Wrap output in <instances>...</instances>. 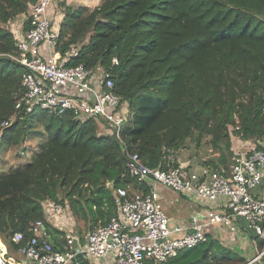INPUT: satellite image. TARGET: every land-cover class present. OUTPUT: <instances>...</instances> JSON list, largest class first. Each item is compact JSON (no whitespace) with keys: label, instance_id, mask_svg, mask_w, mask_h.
Segmentation results:
<instances>
[{"label":"trees","instance_id":"16d2710c","mask_svg":"<svg viewBox=\"0 0 264 264\" xmlns=\"http://www.w3.org/2000/svg\"><path fill=\"white\" fill-rule=\"evenodd\" d=\"M29 3L0 0V120L9 121L0 130V149L24 153L27 141L36 144L26 165L0 173V237L12 248V235L21 232L27 241L41 221L48 239L61 247L69 231L53 216L52 205L62 206L84 238L117 214L116 190L133 180L122 145L95 119L15 108L24 92V68L8 55L29 28ZM58 4L64 16L54 24L55 51L66 66L112 74L126 109L125 139L148 167L180 164L176 155L190 137L197 143L210 137L216 160L206 166L215 170L237 152L234 138L264 149V0ZM19 16L25 17L21 29H13ZM206 232V242L166 264L248 263L235 243L229 247L219 239L223 233L233 237L229 229ZM252 238L254 251L261 252L264 239Z\"/></svg>","mask_w":264,"mask_h":264},{"label":"built area","instance_id":"2783aa9c","mask_svg":"<svg viewBox=\"0 0 264 264\" xmlns=\"http://www.w3.org/2000/svg\"><path fill=\"white\" fill-rule=\"evenodd\" d=\"M53 1L30 0L29 28L18 34L16 53L8 55L24 68V92L15 108L95 119L122 145L133 182L116 190L118 214L92 229L85 239L70 233L58 247L44 233L43 222L37 221L29 240L21 232L10 237L12 248L0 237V264H72L78 254L90 264L108 257L114 258V264H166L181 250L206 242V231L213 226L264 239V149L237 151L220 170L208 166L193 170L183 164L167 170L148 167L125 139L126 109L114 91L112 74L83 65L66 66L67 60L55 51L58 32L49 14ZM8 124L0 120V130ZM159 186L200 203L190 223H173ZM52 214L63 225L62 206L52 205ZM262 256L264 250L258 259Z\"/></svg>","mask_w":264,"mask_h":264},{"label":"rangeland","instance_id":"374dc122","mask_svg":"<svg viewBox=\"0 0 264 264\" xmlns=\"http://www.w3.org/2000/svg\"><path fill=\"white\" fill-rule=\"evenodd\" d=\"M25 17L23 16H19L17 18H15V20H13L12 24L14 26H12L13 29H21V22L22 19H24ZM26 19V18H25ZM100 126H102V124H100ZM262 144H264V141H261ZM30 141H27L24 145V148L28 147L30 148V150H25L23 153L24 149H21L22 152L18 149V147H1L0 149V173L3 172L4 170H9L11 167H19V166H23L26 165L32 158L34 151H35V147L36 144L35 143H31L33 144V146H30ZM28 145V146H26ZM251 145L253 146L254 143H250V142H245L242 141L238 138H234L232 141V146L233 148H235V151H238L239 149H246V148H250ZM1 146V145H0ZM234 151V152H235ZM23 153V154H22ZM178 161L181 163H184L183 165H188L191 169L193 170H197L200 169L204 166H206V163H208V161H215L216 160V155L215 152L212 150L211 145H210V137L209 136H205L204 138H202V140L197 143L195 137H190L186 143L185 146L183 147V149L176 155ZM166 193H171L172 195H176V196H180L177 193H173V192H169L170 189L165 188L164 191H166ZM217 226H215L216 228ZM78 228V232H80V227L77 226ZM246 236H249L246 239H250L253 234L251 232H246L245 233ZM233 237H230L227 234H220L219 239H222L223 243L228 245L229 247L232 246V244L235 243V245H237L240 249L242 247H244V245H241L240 243V235L237 234H233ZM232 243V244H231ZM236 246V247H237ZM262 250H264V247L262 248ZM260 251L259 253H257L256 251H254L253 249H251V251L248 254H245L246 258L248 261L252 260L255 257H259ZM15 257L17 258V260H21L23 261L24 258L22 256L19 255H15ZM258 264L259 263V259H257L256 261H253L251 264Z\"/></svg>","mask_w":264,"mask_h":264},{"label":"crops","instance_id":"0c3cea01","mask_svg":"<svg viewBox=\"0 0 264 264\" xmlns=\"http://www.w3.org/2000/svg\"><path fill=\"white\" fill-rule=\"evenodd\" d=\"M64 1L66 2L67 5H74V6L85 5V6H89L91 8L96 7L101 2V0H64ZM58 2H59V0H55V2L53 3V5L50 8V13L52 15L53 20L59 26L60 22L64 16V13H63L61 7H59ZM181 164H184V163H181ZM197 170H199V169H197ZM159 189H160V193H161V197H162L163 207H164L166 213L168 214V216L172 219L173 223H175V224H179V223L188 224V223H190L192 214L200 209V206H201L200 203L197 200H192V199L187 198L183 195L176 196V195H172L171 193H166L167 190L164 191L165 187L159 186ZM169 192H173V191L169 190ZM215 205L216 204H214V206ZM117 214H118V209H117ZM72 224H73L72 218L66 217L63 221L62 226H64V228H66L69 231V234L75 233V234L80 235V233L78 232L77 226H74V225L72 226ZM85 237L84 238L82 237V238L85 239ZM248 237H250V235L246 236L245 233L240 234V238H241L240 243H241V245H244V247H242L241 249H242V252L244 254H248L251 251V249L254 250V248L252 246V239H253L252 237L253 236L250 239H246ZM234 246H237V245H234ZM257 259H258V257H255L252 260L248 261V263L256 261ZM96 264H114V258L108 257V258H105L102 260H97ZM258 264H264V256L259 258Z\"/></svg>","mask_w":264,"mask_h":264},{"label":"water","instance_id":"95a60500","mask_svg":"<svg viewBox=\"0 0 264 264\" xmlns=\"http://www.w3.org/2000/svg\"><path fill=\"white\" fill-rule=\"evenodd\" d=\"M72 264H90L88 263V261L86 259H84V257L81 254H78L74 260Z\"/></svg>","mask_w":264,"mask_h":264}]
</instances>
